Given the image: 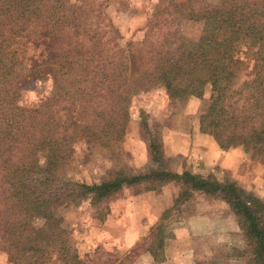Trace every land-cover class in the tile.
<instances>
[{
	"label": "trees",
	"instance_id": "obj_1",
	"mask_svg": "<svg viewBox=\"0 0 264 264\" xmlns=\"http://www.w3.org/2000/svg\"><path fill=\"white\" fill-rule=\"evenodd\" d=\"M162 1L143 47L109 49L94 0H0V251L11 263L89 264L74 248L62 205L86 199L97 206L126 189L178 181L180 203L198 190L225 199L251 248L243 255L264 264V200L222 172L118 169L92 182L65 172L83 145L118 147L134 98L156 87L172 100L208 98L202 132L222 149L243 146L264 160V0H187L188 11L177 0ZM178 18L201 22L199 38L179 32ZM157 31L159 45L150 38ZM29 37L38 50L30 57ZM28 92L32 103L24 101ZM140 116L159 163L161 136ZM148 250L156 260L162 253Z\"/></svg>",
	"mask_w": 264,
	"mask_h": 264
},
{
	"label": "crops",
	"instance_id": "obj_2",
	"mask_svg": "<svg viewBox=\"0 0 264 264\" xmlns=\"http://www.w3.org/2000/svg\"><path fill=\"white\" fill-rule=\"evenodd\" d=\"M201 102L191 97L182 107L165 113L160 129L164 151L161 162L153 161L148 138L136 140L133 168L138 172L153 168L175 173L190 171L205 177L219 171L248 193L264 199V163L254 160L242 147L222 149L212 135L202 132ZM180 192L181 184L171 181L157 190L125 193L112 202L108 220L124 230L120 244L134 247L151 235L148 247L160 248L162 253L156 260L146 250L143 256H149L148 264H195L202 253L205 257V253L219 248L229 250L223 258L228 264L245 262L243 228L230 204L199 190L180 203ZM175 215L180 217L173 220Z\"/></svg>",
	"mask_w": 264,
	"mask_h": 264
},
{
	"label": "rangeland",
	"instance_id": "obj_3",
	"mask_svg": "<svg viewBox=\"0 0 264 264\" xmlns=\"http://www.w3.org/2000/svg\"><path fill=\"white\" fill-rule=\"evenodd\" d=\"M77 1V0H72ZM100 6L102 12L103 29L106 32L105 39L109 49L129 46L130 43L140 44L142 39L148 35V28L152 14L158 5L165 4L162 0H94ZM182 3L187 10V0H177ZM176 29L194 39L199 38L202 31V23L189 19L178 18L175 23ZM150 35L151 41L159 45L161 35ZM26 43V55L33 56L38 50L32 38L24 40ZM143 47L144 45H138ZM247 64H253L251 58H246ZM51 85L47 83L41 90L47 94ZM34 92H28L24 96V101L32 103ZM38 95V91L36 92ZM200 110L203 112L207 107L208 98L201 99ZM187 99L172 100L164 87H156L145 93H141L133 100L132 117L128 124L127 133L118 147H101L100 145H89L77 148L76 162L66 168V174L78 180L87 182L96 181L101 175H106L118 169H127L136 172L133 168V152L136 140H147L149 134L141 121V114L150 120L151 127L155 135L161 136L160 129L163 125V117L170 109L180 108L185 105ZM244 148L243 146H239ZM254 160L264 163L263 158L252 154ZM137 187L126 189L125 193H135ZM123 194V195H124ZM118 195L110 203L92 205L86 199H76L59 208L60 214L65 217V226L71 231L74 248L82 260L89 264H148L149 256L143 254L148 250V245L152 236L140 240L134 247L127 248L120 244L121 236L124 234L122 228H118L117 223L108 220L111 211L108 209L112 202L120 198ZM259 197V196H258ZM261 198V197H259ZM262 199V198H261ZM264 200V199H262ZM58 211V213H59ZM180 215H175L178 219ZM121 230V232H120ZM244 231V229H243ZM157 232V229L155 230ZM170 229H166V234ZM216 250V249H215ZM229 250L219 248L213 253H205L197 258L195 264H228L223 258L229 255ZM247 251V248L245 249ZM251 251V248H250ZM247 251V253H250ZM235 254V253H234ZM148 255V254H147ZM0 264H13L9 261V256L5 251H0ZM234 264V263H233ZM241 264H249L248 258Z\"/></svg>",
	"mask_w": 264,
	"mask_h": 264
}]
</instances>
